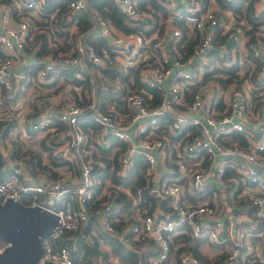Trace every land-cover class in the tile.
I'll list each match as a JSON object with an SVG mask.
<instances>
[{
    "label": "built area",
    "instance_id": "built-area-1",
    "mask_svg": "<svg viewBox=\"0 0 264 264\" xmlns=\"http://www.w3.org/2000/svg\"><path fill=\"white\" fill-rule=\"evenodd\" d=\"M45 1L0 3L2 101L13 94L16 78L27 79L14 60L34 34L28 17L40 19ZM154 1L164 14L156 12L160 31L122 32L85 0H69L67 18L76 10L85 11L111 56L102 60L81 31L67 52L46 54L35 63L39 81L57 75L72 85L69 94L58 101L37 95L34 108L20 113L0 108V124L15 129L14 143L5 146L0 159V203L11 199L38 205L57 216L51 231L40 237L38 264H78L54 241L85 224L89 214L105 232H114V222L131 216L118 235L126 246H139L144 264H211L190 251H180L172 261L170 242L177 234L205 239L200 248L209 260L218 259L214 264L264 261V28L247 26V31L233 15L226 20L224 13L232 12L220 9L214 0ZM112 2L132 20L151 24L155 19L138 0ZM73 22L71 32L76 30ZM181 37L196 38L184 57L176 48ZM216 58L226 67L237 63L234 73L241 80L222 78L225 72L205 76ZM99 69L102 72L96 73ZM107 70L115 73L105 74ZM134 71L142 86L132 85ZM72 78L86 80L88 90L81 92V84ZM106 88L115 95L101 107L98 95ZM154 94L155 104L147 106ZM83 118L99 127L96 146L107 147L111 139L123 142L121 149L113 146L118 152L115 165L109 166L112 175L102 181L78 123ZM38 132L44 150L35 144ZM28 150L39 155L41 164L48 153L57 163L49 166L55 174L33 168L27 162ZM137 156L145 165L143 184L130 192L122 180L133 171ZM97 167L106 165L100 162ZM96 186L100 192L92 196ZM118 192L130 198L127 210L121 211L114 199ZM102 195L94 207L88 205ZM58 200L61 205L54 208ZM5 245L0 241V252Z\"/></svg>",
    "mask_w": 264,
    "mask_h": 264
},
{
    "label": "trees",
    "instance_id": "trees-1",
    "mask_svg": "<svg viewBox=\"0 0 264 264\" xmlns=\"http://www.w3.org/2000/svg\"><path fill=\"white\" fill-rule=\"evenodd\" d=\"M69 0H46L43 6V16L40 19L28 17L30 24L33 27L34 34L27 41L26 45L23 48V57H26L30 62V69L28 74L32 77L36 74V70L38 68L37 63L38 59L46 54L55 55L59 52H67L69 48L75 41V37L73 33L70 31V26L74 24L75 21L76 27L85 33L84 42L90 43L94 46L95 50L101 54L102 50H106L111 56L112 52L110 51V47L105 44V40L100 37L96 30L91 28V21L89 16L85 11H74L71 17L68 19L67 15L69 8L67 6ZM217 6L222 10H230L232 15L234 16L237 22H242L243 28L250 26L255 29L260 25H264V10L260 12H255L254 3L256 0H214ZM11 4L10 0H0V3ZM86 4L89 8H94L95 11L105 20L109 22V24L116 29L122 32H131V31H145L150 32L154 29L161 30L162 24L158 21V16L156 12H160L163 14V10L157 5L154 0H138L137 5L143 8L146 12L155 16V19L151 24L148 21L143 20H132L126 15H124L118 7L112 2V0H85ZM14 11V10H12ZM67 18V19H66ZM150 24V25H148ZM148 25V26H147ZM252 30V29H251ZM250 31V29H247ZM262 37L264 36V30H262ZM222 39H218V42H221ZM196 42L195 37H181L177 41V51H183L182 57L186 56L191 48ZM179 43H183V47H179ZM111 52V53H110ZM21 55V54H20ZM1 56V53H0ZM213 61V59H212ZM223 61L220 58H216L214 61V67L206 75H211L213 73H222L226 74L232 73L233 76L235 69L237 68V63L231 64V66H224ZM114 74L115 70H107L105 74ZM129 72L126 73L128 75ZM228 76V79L229 77ZM71 77V76H70ZM127 76L123 77V80H127ZM222 80L221 78H218ZM52 80H58V76L54 75ZM73 83H80L83 88H88V82L83 80L80 82L79 80L73 79L71 80ZM132 85H136L137 87L142 86L137 77L136 71L133 72ZM130 85V86H132ZM84 90V89H83ZM81 89V92H83ZM118 90V91H117ZM117 93L121 94V90L117 89ZM73 92V91H71ZM115 92L111 88H106L103 90L102 94L98 95L99 102L101 103V107L104 106L106 101H109L114 97ZM152 101L147 103V106H151L155 104L156 98L155 94L152 97ZM80 127L83 133L87 136V145H89L92 150V157L95 161L94 166L96 171H100L99 175L100 181L106 177V175H112V171H109L110 165H115V157L118 152L116 150L113 152V146L118 144L119 149L123 147V142L117 139H111L110 144L107 147H98L95 145V135L99 131V127L90 119L83 118L79 122ZM11 128V124L4 130L7 131ZM3 131V132H4ZM18 149V148H17ZM28 152L27 162L32 165L41 168H47L51 171V175L55 174L51 168L46 167V164H41L40 157L37 153ZM3 155L2 149L0 147V159ZM143 159V158H142ZM140 157L135 158V165L133 171L130 173L128 177L122 180V185L128 187L133 192L135 188H141L143 184V169L145 167L143 160ZM48 164L51 166L57 165L54 161L51 160V156L47 155ZM103 163L106 165L105 168L97 167L98 163ZM59 164V163H58ZM60 165V164H59ZM28 169L32 172L34 169ZM114 176H110L109 178L113 181ZM114 182V181H113ZM117 183L119 181H116ZM100 192V186L94 187L93 195H98ZM104 196H100L92 204H88L90 207H94L98 204ZM116 201L120 202L122 205V210H127L130 206V198L122 192H118L115 194ZM62 200H58L54 203V208H57L61 205ZM128 214H130L128 212ZM131 220V216L127 219H119L117 222L113 223L114 232H105L103 231L94 216L89 214V217L85 224L75 230H69L63 233L54 241V246H65L68 250L70 257L73 261L78 264H106L105 260L108 256H113L117 259L118 262L122 264H144L145 256L139 249V246L136 244L126 246L121 238L119 237V233ZM98 226L99 228H97ZM96 227L94 232L91 231L92 228ZM205 242V239L199 237H189L185 234H177L172 237L170 246H172V251L170 253V257L172 261H177V255L180 251H190L197 258L203 260L205 263L211 261V264L217 262V258H211L213 260H209L205 255L204 251L200 248V245ZM107 246V248H105ZM264 258V254H263ZM237 264H240L237 261ZM250 264H264V261H252Z\"/></svg>",
    "mask_w": 264,
    "mask_h": 264
},
{
    "label": "water",
    "instance_id": "water-1",
    "mask_svg": "<svg viewBox=\"0 0 264 264\" xmlns=\"http://www.w3.org/2000/svg\"><path fill=\"white\" fill-rule=\"evenodd\" d=\"M56 219V214L45 207L11 199L0 203V241L6 244L0 252V264H38L40 237L51 231Z\"/></svg>",
    "mask_w": 264,
    "mask_h": 264
},
{
    "label": "crops",
    "instance_id": "crops-1",
    "mask_svg": "<svg viewBox=\"0 0 264 264\" xmlns=\"http://www.w3.org/2000/svg\"><path fill=\"white\" fill-rule=\"evenodd\" d=\"M254 8H255V12L263 11L264 10V0L256 1ZM17 16H18L17 13H15L14 17L16 18ZM224 17L226 20H233L232 14L229 11H226L224 13ZM260 27L264 28V25H260ZM22 53L19 56V58L14 60V66L17 69H20V72H23V73L25 72L27 75V79L21 80V79L16 78L15 86H14L15 90L9 98L5 99V101L1 100L2 99L1 95H3V92L0 90V108L3 111L12 110V112L14 111L13 113H20L22 111L28 110L30 107L34 108L33 98L37 96V93L39 96L41 95L44 96L43 98H47L52 101H58L59 99L63 97L64 94L62 93L66 94V91L72 87V85L70 84H66L63 86V81L59 79L54 80V81L52 79L45 80V81H39L36 77V74L31 77L28 74L30 67H26V64L29 66L31 64L28 60H26L28 58L23 57ZM25 61H27L28 63H26ZM5 129L6 128H4L0 124V147L2 149L3 155H4L3 151H4L5 146L10 147L14 143L13 138L15 134V129L11 128L7 131H4ZM34 138H36L35 144L38 149L40 150L46 149V145L44 144L43 137H42V132L36 133ZM46 160H47V156L43 158L41 161L43 162V164H46V167H49L51 164H48ZM41 169H47V168H41ZM105 248H107V246H105ZM105 262L106 264H122L118 262L117 259L113 256H108Z\"/></svg>",
    "mask_w": 264,
    "mask_h": 264
},
{
    "label": "rangeland",
    "instance_id": "rangeland-1",
    "mask_svg": "<svg viewBox=\"0 0 264 264\" xmlns=\"http://www.w3.org/2000/svg\"><path fill=\"white\" fill-rule=\"evenodd\" d=\"M254 6H255V5H254ZM234 19H235V18H234ZM241 25L243 26L242 22H241ZM72 28H74V27H72ZM245 29H246V28H245ZM246 30H247V29H246ZM72 32L74 33L73 35H74V37L76 38V35H77L78 33H80L81 30H79V29L76 27V30H75V31H72ZM110 53H111V52H110ZM107 55L109 56V53H108L106 50L101 51V58H102V60H106V56H107ZM102 70H103V69H99L96 73H101ZM96 73H95V75H97ZM230 75H232V73H228V74H226V75H223L222 78H223V77H226V76H230ZM232 77L239 78L240 80H241V78H242L241 75H240L238 72L234 73L233 76H230L228 80H230ZM230 81H232V79H231ZM80 82H82V81H80ZM95 82L99 83L100 81H99V80H95ZM66 84H68V81H64V82H63V86L66 85ZM99 84H100V83H99ZM80 88H81L82 90L84 89V92H85L86 90H88L87 87H86V88H83L82 85H81ZM78 90H79V88L76 89V91H78ZM66 93H68V90L66 91ZM62 94L65 95V93H62ZM68 94H69V93H68ZM37 95H38V93H37ZM64 95H63V98L65 97ZM39 97L43 98L44 96L41 95V96H39ZM96 227L99 228L98 226H96ZM96 227L92 228L91 231L94 232V231H95L94 229H95Z\"/></svg>",
    "mask_w": 264,
    "mask_h": 264
}]
</instances>
